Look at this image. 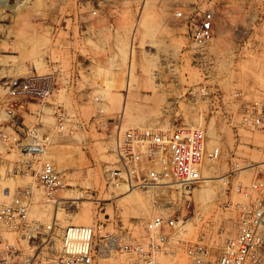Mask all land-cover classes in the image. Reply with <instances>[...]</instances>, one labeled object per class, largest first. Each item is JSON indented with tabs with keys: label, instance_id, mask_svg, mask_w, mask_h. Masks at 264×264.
Here are the masks:
<instances>
[{
	"label": "rangeland",
	"instance_id": "rangeland-1",
	"mask_svg": "<svg viewBox=\"0 0 264 264\" xmlns=\"http://www.w3.org/2000/svg\"><path fill=\"white\" fill-rule=\"evenodd\" d=\"M6 3L0 6V79L54 74L60 91L45 102L31 99L24 119L51 135L49 158L68 186L59 190L55 199H47L35 171H14L16 162L26 156L0 142V205L30 187L29 221H56L57 234L71 224H94L109 216L113 224H105L106 230L122 220L133 236L145 233V223L153 213L151 195L140 188L130 193L124 184H108L106 171L116 161L113 139L95 126L80 129L71 125L68 131L59 130V106L86 120L103 108L106 117L121 118L126 127L205 128L210 143L222 145V154L204 171L206 180L192 190L197 210L207 215L223 198L221 182L226 173L235 170L230 177L245 184L258 173L264 177V135L234 127L241 120L244 100L264 103V0H112L101 5L98 17L89 15L92 5L86 0ZM181 7L192 17L206 9L214 11V36L206 46L192 41L195 20L175 15ZM80 12L91 23L84 36L77 35L74 24L76 34L70 42L60 25L64 15ZM132 44L135 59L127 86L129 68L120 54L123 45L130 54ZM79 59L86 60L85 66L72 68V62ZM68 78H72L69 87ZM201 83L229 95L243 92L241 99L231 97L225 107L232 112L233 123L221 112L211 113L205 100L190 98V91ZM98 94L101 102L95 100ZM216 221L222 226L214 234L216 244L236 234L234 221L226 220L224 229L223 217ZM200 227L190 225L189 237H195ZM19 235L9 233L12 240L26 245L27 240ZM96 264L139 262L123 252Z\"/></svg>",
	"mask_w": 264,
	"mask_h": 264
},
{
	"label": "built area",
	"instance_id": "built-area-1",
	"mask_svg": "<svg viewBox=\"0 0 264 264\" xmlns=\"http://www.w3.org/2000/svg\"><path fill=\"white\" fill-rule=\"evenodd\" d=\"M86 1L92 5L89 15L98 17L101 5L112 0ZM181 8L175 11L178 18L195 20L190 33L192 41L206 46L214 36V11L206 9L192 17ZM90 21L84 12L66 14L60 29L68 33L66 40L71 42L76 34L72 26L76 24L77 35L84 36ZM85 64L86 60L79 59L71 66L81 68ZM53 75L0 79V142L26 156L16 162L15 173L35 171L49 200L55 199L68 183L49 158L51 135L26 124L24 112L31 99L45 102L60 91ZM66 81V86H71L72 78ZM189 95L192 100H205L211 113L221 112L233 123L232 112L225 107L231 97L241 99L243 92L237 90L229 95L201 83ZM95 100L101 102L102 96L96 95ZM57 109L59 130L68 131L71 125L80 129L95 126L113 139L116 161L106 171L107 183L144 190L151 195L153 213L140 237L133 236L122 220L114 222L112 230H106L105 224H113L111 216L107 220L98 218L94 224H71L57 234L56 221H29L33 192L27 187L16 192L11 202L0 205V264H96L101 258L123 252L135 256L139 264H264V177L260 173L246 184L230 177L235 170L226 173L221 182L223 198L208 215L196 208L192 190L204 183L206 167L222 154V145L211 144L205 128L126 127L121 118L106 117L103 108L89 120L71 115L62 106ZM234 127L264 135V103L244 100L241 120ZM33 164L37 169L33 170ZM221 217L223 229L225 221L230 220L237 231L222 244H216L214 234L222 228L216 220ZM192 224H201L195 237H189ZM14 232L27 240L26 245L9 237Z\"/></svg>",
	"mask_w": 264,
	"mask_h": 264
},
{
	"label": "bare ground",
	"instance_id": "bare-ground-1",
	"mask_svg": "<svg viewBox=\"0 0 264 264\" xmlns=\"http://www.w3.org/2000/svg\"><path fill=\"white\" fill-rule=\"evenodd\" d=\"M7 0H0V6H2V5H6L7 3ZM147 2V1H146ZM146 4V3H145ZM136 29V28H135ZM136 32V31H135ZM124 43V42H123ZM124 47H127V46H124L123 45V47H121L122 49H121V60H122V63H126L127 65H128V68H129V70H128V79H127V86H129V84H130V79H131V76H132V74H133V66H134V64H133V61H134V59H135V52H134V47H133V44H132V46H131V50H130V54H129V50H127L126 48H124ZM128 48V47H127ZM4 60V59H3ZM6 60V59H5ZM7 61V60H6ZM5 62V61H4ZM122 105H123V112L126 110V106H127V99L125 98V100L123 101V103H122ZM191 126H195V125H191ZM54 147V146H53ZM36 168H37V166H36ZM128 190H130L129 192L131 193H133V191L135 190V188H128ZM63 195V194H62ZM61 198H65L64 196H61ZM56 202V201H55ZM88 208V207H87ZM86 213H89V210H86Z\"/></svg>",
	"mask_w": 264,
	"mask_h": 264
},
{
	"label": "crops",
	"instance_id": "crops-1",
	"mask_svg": "<svg viewBox=\"0 0 264 264\" xmlns=\"http://www.w3.org/2000/svg\"><path fill=\"white\" fill-rule=\"evenodd\" d=\"M261 10V9H260Z\"/></svg>",
	"mask_w": 264,
	"mask_h": 264
}]
</instances>
